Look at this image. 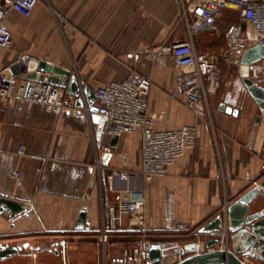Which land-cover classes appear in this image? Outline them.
<instances>
[{"label": "crops", "instance_id": "crops-1", "mask_svg": "<svg viewBox=\"0 0 264 264\" xmlns=\"http://www.w3.org/2000/svg\"><path fill=\"white\" fill-rule=\"evenodd\" d=\"M243 24L240 12L230 7L216 26L196 37L195 45L219 52L227 47L230 33L244 32ZM7 25L12 46L1 51L0 68L30 54L72 71L82 87L94 91L137 71L152 80L148 113L157 117V130L197 127L196 147L145 185L149 236L143 240L137 229L113 234L105 248L108 264L128 260L150 243L206 241L208 236L199 237L200 228L218 214L224 218L227 205L264 179V117L241 73L221 64L222 86L200 102L199 115L185 105L184 97H172L177 72L173 57L148 58L150 47L188 39L177 0H39L28 17L12 11ZM44 76L50 75H22L18 94L22 96L26 81ZM109 126L98 111L54 113L23 100L0 102V193L31 212L15 220L0 212V245L30 243L32 249L34 239L51 238L44 252L51 253L47 247H52L66 255L68 250L80 264H99L97 160L102 147L111 148ZM109 153L106 174L140 171L141 133L119 136ZM83 210L89 228L78 229ZM180 224L186 229L180 230Z\"/></svg>", "mask_w": 264, "mask_h": 264}, {"label": "built area", "instance_id": "built-area-1", "mask_svg": "<svg viewBox=\"0 0 264 264\" xmlns=\"http://www.w3.org/2000/svg\"><path fill=\"white\" fill-rule=\"evenodd\" d=\"M39 0H3L0 4V53L12 46V31L7 19L12 11L30 16ZM182 17L188 28V39L183 42L150 47L147 55L151 60L172 56L176 72L174 99L185 98V105L198 111L202 100L206 102L215 96L223 83L221 64L225 63L241 73L242 58L252 46L248 37L238 30L228 36V45L219 52L201 51L195 45L196 37L207 28L214 27L232 7L240 12L242 20L250 24L260 35L258 41L264 45V0H177ZM50 62L30 54H20L14 64L0 68V102L14 103L23 100L28 105H42L49 112L87 114L79 99L47 81L29 80L24 85L22 96L18 94L20 79L24 74L43 76L41 64ZM18 65L21 73L13 70ZM250 78L264 85V61L251 67ZM152 80L137 71L127 79L101 85L95 90L98 113L111 125L107 128L111 136L140 132L143 139L142 169L136 172L113 170L106 174L103 164L109 146L101 148L97 160V181L101 190V221L98 230L99 241L105 250L113 234L126 229H137L143 240L150 234L147 223L145 185L153 178L162 177L189 150L197 145L196 126L179 129L157 130V117L148 113ZM19 153L24 155L25 149ZM19 175L18 172H15ZM228 205L224 209V236L220 248L228 246ZM180 230L186 225L180 224Z\"/></svg>", "mask_w": 264, "mask_h": 264}, {"label": "water", "instance_id": "water-1", "mask_svg": "<svg viewBox=\"0 0 264 264\" xmlns=\"http://www.w3.org/2000/svg\"><path fill=\"white\" fill-rule=\"evenodd\" d=\"M263 61L264 45L253 44L242 58L241 77L245 79V84L264 117V85L250 78L251 67ZM40 68L50 75L46 78L44 76L42 81L66 89L68 94L79 99L80 106L87 105L92 111H98L95 91L88 86L82 87L75 73L48 63H42ZM13 70L21 73L18 65ZM118 139L119 136H113L111 149L116 147ZM111 157V153L104 154L105 166L109 164ZM261 199H264V179L230 204L227 214L228 246L225 249L218 248L225 235L224 218L222 214H218L199 230L200 238L209 237L206 241L200 239L187 244L176 242L173 245L164 242L150 243L137 249L128 260H118L115 264H248V257L264 262V205L261 206ZM4 211L9 213L12 220L24 213L31 214L24 203L0 193V212ZM77 228H89L86 210L81 212ZM29 247L30 243L0 245V260L15 257Z\"/></svg>", "mask_w": 264, "mask_h": 264}, {"label": "rangeland", "instance_id": "rangeland-1", "mask_svg": "<svg viewBox=\"0 0 264 264\" xmlns=\"http://www.w3.org/2000/svg\"><path fill=\"white\" fill-rule=\"evenodd\" d=\"M243 31H244L243 35L248 37V39L250 40L252 45L254 44V42L258 41L260 38V35L253 30V28L250 24H248L246 22H245V24H243ZM233 70H236V69L233 68ZM260 201H262L261 206H263L264 205V199H261ZM51 240H53V239H51V238H45V239L43 238V239H38V240L34 239L33 242H35L36 247H33L32 249L31 248L26 249V250L22 251L21 253H19L18 255H16L15 257H11L1 264H65L64 261H66V260H67V264H80L79 259H78V261H77V259L75 261V258H77L78 256L75 254H72V253L70 254L68 250H67L66 255L65 254L63 255L62 254L63 252H61L60 250L58 251L59 254H57V255H55L54 252H51V253L44 252V250H45L44 248L46 247L45 245L49 244V242ZM110 240H111V238H110ZM110 240L107 243V246L110 243ZM89 241L94 243L96 240L92 239ZM38 243H40V245ZM99 243H100V241H99ZM231 245H232V241H231L230 246ZM63 258L66 260H64ZM62 260H64V261H62ZM97 260L99 261L98 262L99 264H106V263L108 264V260L106 262L105 250L103 249L102 246H100L99 259H97ZM72 261H74V262H72ZM250 263L261 264L255 259H250L248 264H250Z\"/></svg>", "mask_w": 264, "mask_h": 264}, {"label": "flooded vegetation", "instance_id": "flooded-vegetation-1", "mask_svg": "<svg viewBox=\"0 0 264 264\" xmlns=\"http://www.w3.org/2000/svg\"><path fill=\"white\" fill-rule=\"evenodd\" d=\"M231 234H230V239H229V243L231 244ZM230 244H229V246H230ZM47 249L50 251V252H58L59 250L57 249V248H51V247H47ZM56 250V251H55ZM58 250V251H57ZM250 259H255V260H257L256 258H254V257H248L247 258V262H249L250 261ZM258 261V260H257ZM259 263H261V264H264V262H261V261H258ZM250 264H253V263H250Z\"/></svg>", "mask_w": 264, "mask_h": 264}, {"label": "trees", "instance_id": "trees-1", "mask_svg": "<svg viewBox=\"0 0 264 264\" xmlns=\"http://www.w3.org/2000/svg\"><path fill=\"white\" fill-rule=\"evenodd\" d=\"M8 259H9V258H8ZM4 261H6V260H0V264L3 263Z\"/></svg>", "mask_w": 264, "mask_h": 264}]
</instances>
